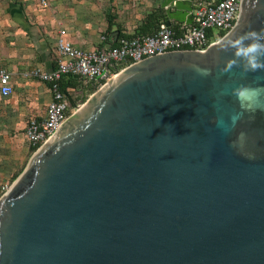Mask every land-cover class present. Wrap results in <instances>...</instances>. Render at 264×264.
Segmentation results:
<instances>
[{
  "label": "water",
  "instance_id": "water-1",
  "mask_svg": "<svg viewBox=\"0 0 264 264\" xmlns=\"http://www.w3.org/2000/svg\"><path fill=\"white\" fill-rule=\"evenodd\" d=\"M193 1L161 7L190 24ZM250 32L264 0H241L206 49L145 58L90 95L0 196V264H264V91L235 94L264 90V69L227 67Z\"/></svg>",
  "mask_w": 264,
  "mask_h": 264
},
{
  "label": "built area",
  "instance_id": "built-area-1",
  "mask_svg": "<svg viewBox=\"0 0 264 264\" xmlns=\"http://www.w3.org/2000/svg\"><path fill=\"white\" fill-rule=\"evenodd\" d=\"M48 9L50 0H38ZM241 0H196L190 24L176 27L162 22L155 32L133 33L116 37L115 44L84 50L68 40L65 29H59L54 45L55 68L52 71L33 69L25 74L28 79L48 85L52 100L42 118L29 119L24 135L32 148L43 145L67 119L69 112L80 108L88 94L104 86L124 68L145 58L170 51H202L219 41L235 26ZM114 43V42H113ZM63 78L76 81L77 87L61 90ZM13 93L11 76L0 67V96ZM10 187L1 185L0 195Z\"/></svg>",
  "mask_w": 264,
  "mask_h": 264
},
{
  "label": "crops",
  "instance_id": "crops-1",
  "mask_svg": "<svg viewBox=\"0 0 264 264\" xmlns=\"http://www.w3.org/2000/svg\"><path fill=\"white\" fill-rule=\"evenodd\" d=\"M163 22L170 23L172 27L180 24L176 21L169 22L167 17ZM59 29L64 27H57L45 11L39 10L37 0H0V67L10 74L13 87L12 95L7 98L0 96L5 101V107L0 106L4 116L3 121L0 118L1 141L14 140L10 129H15L16 118L22 119V122L17 123L18 128L23 131L20 135L25 138L24 131L29 119L44 117L52 100L49 87L45 83L26 78L25 74L33 69L52 71L55 68L53 48ZM156 29L146 34L155 32ZM118 36L119 34L116 37ZM68 40L84 50L103 48H86L80 41L72 38ZM4 154V151H0V179L7 172L4 167H9ZM9 170L8 175L15 173V168Z\"/></svg>",
  "mask_w": 264,
  "mask_h": 264
},
{
  "label": "rangeland",
  "instance_id": "rangeland-1",
  "mask_svg": "<svg viewBox=\"0 0 264 264\" xmlns=\"http://www.w3.org/2000/svg\"><path fill=\"white\" fill-rule=\"evenodd\" d=\"M31 1L34 2L35 0ZM163 1L164 0H50L49 8L42 10L37 0V8L41 11H45V13L49 15L50 20H52L57 27H64L68 39L72 38L75 41H80L86 48H95L111 45L117 34L132 35L133 33L142 31H154L155 26L146 31H144V28L148 24L155 25L165 20L167 13L166 10L161 7ZM195 2L196 0L193 1V4H195ZM168 7L169 11H175L173 5ZM159 9H164V11L159 12ZM109 24L111 25L110 29H108ZM90 95L91 94L87 95L86 100ZM4 105V99H0V106L5 107ZM71 114L72 112H69L68 117ZM0 118L3 121L4 116L1 114V111ZM15 121V129H10L11 137L14 140H0V151H4L6 162L9 166L4 167V171L7 170V172L3 173L0 183H2L1 185L5 184L9 187L15 180V176H18L23 171L28 160L36 151L24 140V136L20 135L23 131L18 128L19 125L17 122H22V119L18 117ZM10 168H15V173L13 175H8Z\"/></svg>",
  "mask_w": 264,
  "mask_h": 264
},
{
  "label": "clouds",
  "instance_id": "clouds-1",
  "mask_svg": "<svg viewBox=\"0 0 264 264\" xmlns=\"http://www.w3.org/2000/svg\"><path fill=\"white\" fill-rule=\"evenodd\" d=\"M247 42V43H246ZM231 47L235 50L234 58L229 62L228 69L234 66H242L244 72H256L264 69V34L250 32L230 40ZM206 74V70L196 69ZM264 91L262 89H237L235 94L243 100L247 95L257 97Z\"/></svg>",
  "mask_w": 264,
  "mask_h": 264
},
{
  "label": "trees",
  "instance_id": "trees-1",
  "mask_svg": "<svg viewBox=\"0 0 264 264\" xmlns=\"http://www.w3.org/2000/svg\"><path fill=\"white\" fill-rule=\"evenodd\" d=\"M160 24V23H159ZM159 24L157 23V24H148L145 28H144V31H146L147 29H150L151 27H153V26H155V29L156 28H158V26H159ZM111 28V25L109 24L108 25V29H110ZM138 33H146V32H138ZM120 36H124V35H120L119 34V36L118 37H120ZM115 39H116V37H115ZM114 43H112V44H115V40L113 41ZM78 85H77V83H76V81L75 80H73V79H71V78H63L62 79V81H61V90L63 91V92H66V90H67V88H76ZM86 98H84V100H85ZM33 150H36V148H33ZM17 176H15V178H16ZM14 178V179H15Z\"/></svg>",
  "mask_w": 264,
  "mask_h": 264
}]
</instances>
